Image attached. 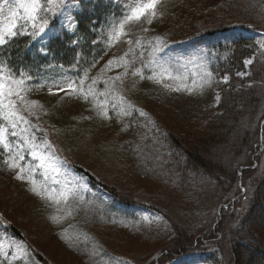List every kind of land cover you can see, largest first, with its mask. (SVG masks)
Wrapping results in <instances>:
<instances>
[{"label": "rangeland", "instance_id": "374dc122", "mask_svg": "<svg viewBox=\"0 0 264 264\" xmlns=\"http://www.w3.org/2000/svg\"><path fill=\"white\" fill-rule=\"evenodd\" d=\"M107 1L120 11L92 28L90 53L77 48L65 66L14 68L0 51V264H233L264 145L253 153L230 139L234 130L223 134L204 152L215 160L204 168L210 177L191 189L178 181L199 170L179 148L207 144L206 111H219L220 84L230 80L227 71L217 77L218 65L242 37L249 55L235 76L250 86L261 79L264 93V0H159L155 16L122 30L133 0ZM21 2L0 0V30L18 13L17 35L0 47L27 36L45 55L55 22L73 33L78 0L55 13L40 0L37 28L25 23ZM192 6L196 23L172 31L177 9ZM263 108L264 98L250 112ZM245 112L235 134L249 125Z\"/></svg>", "mask_w": 264, "mask_h": 264}, {"label": "trees", "instance_id": "16d2710c", "mask_svg": "<svg viewBox=\"0 0 264 264\" xmlns=\"http://www.w3.org/2000/svg\"><path fill=\"white\" fill-rule=\"evenodd\" d=\"M175 1L179 2L181 0ZM78 2L81 5V10L74 14L75 27L73 33L68 32L63 26H61L62 28L58 27V23L55 22V31L44 42L45 55L39 52L38 47L29 37L22 36L10 39L6 45L0 47V51L4 52L2 58H5L14 68L24 67L32 70V68L38 67V64L44 66L50 64L65 66L69 61L71 62L77 48L84 51V54H89V46L95 37L92 28L106 21L110 12L114 13L115 9L120 10L111 1L107 0H89V2H86V0H78ZM176 12L182 18L173 23L172 31L174 32L180 26L196 23L198 19L196 13H193L195 12L194 6L190 10L180 8ZM191 28L195 30V28ZM193 33L194 31L186 36H191ZM204 33H208L207 30ZM240 41L236 43L232 54L228 55L218 65L220 72L217 77L219 78L221 73L227 71L230 80L225 84H220L221 93L225 98L221 106L217 107L219 111L217 112L214 109L206 111L208 112V124L210 127L209 131L204 134L208 133L209 137L202 141L207 144L203 146L201 142L192 140L189 143L181 145L182 147L179 148L187 157L191 158L192 166L199 170L197 172L193 169L195 172L193 175H191V172L188 173L189 179L186 182L183 179H179L178 184L182 183L185 185L186 187L184 189L194 188L195 178L210 177L205 174L206 171L204 168L208 164H215V160H207L204 152L208 148L211 150L215 149V145L212 142L223 139V134L227 135L230 131L234 130V134L230 136V139L234 141L232 137H235L240 142L247 143L246 151L252 148L253 153L258 150V147H263L264 145V108L255 114H251L252 112H250V108H253L264 98V93L260 89L261 79L258 80L259 83L256 85L250 86L246 80L242 82L238 81L234 72L235 70L242 69L243 59L249 55V52L247 53L244 48L247 41L243 37ZM244 111H246L245 120L249 121V125L246 123V129L241 127V130L239 129L241 133L235 134L237 120L239 117L241 118V113ZM153 125L156 126L157 122L154 121ZM168 139L169 136H167ZM210 160L213 163L209 162ZM199 166H202L201 170ZM260 180L258 187H256L255 192L250 197V205L244 214L245 216L240 220V224H243L246 229L244 231L247 232L246 239H244L245 242L243 243L246 244L243 245L240 240H236L231 247L233 264H264V170L260 176ZM256 208H262L263 210L255 211ZM237 216L240 219V213H237ZM250 216L253 217L248 221ZM247 248H250L252 251L249 254V258L245 252Z\"/></svg>", "mask_w": 264, "mask_h": 264}, {"label": "snow or ice", "instance_id": "6c2138e0", "mask_svg": "<svg viewBox=\"0 0 264 264\" xmlns=\"http://www.w3.org/2000/svg\"><path fill=\"white\" fill-rule=\"evenodd\" d=\"M159 0H133V3L128 6V11L125 12L124 18L121 20L119 29L122 30L124 23L126 21H131L133 19L140 20L142 16L146 14V12L151 11L152 15L155 16V8L157 7ZM65 3V0H47V4L49 7L47 8V11L50 13H55L60 10V7L63 6ZM19 8L23 9L24 15L23 19L25 20V23L31 22L33 28H37L36 20L38 19V13L41 10V3L40 0H22L21 3L18 5ZM130 11V14H129ZM10 18L8 20V23L2 26V30H0V44L5 42V35L7 36H15L17 35V32L13 29L17 26L18 23V13L16 11H11L9 14ZM151 22V21H149ZM43 23L46 25L47 20H44ZM113 30L116 32L117 35L120 34V31L116 30L115 24L113 25ZM44 28L39 27L38 32H43ZM38 32L33 33L38 34ZM260 47L264 48V40L259 41ZM112 61H109V64H111ZM252 63V61L246 60L245 65H248ZM164 71H167L166 69ZM238 75H244V73H238ZM2 79V78H0ZM227 79V77H225ZM4 84L0 82V97L4 96ZM69 88L72 87V84L68 85ZM8 95L11 96L12 92L11 89L8 91ZM0 103H2V100H0ZM11 106V102L10 105ZM11 115L15 116L16 113L12 112ZM22 119V117H21ZM3 138L0 136V142H2ZM35 155V153H33ZM43 167V164L41 165ZM17 178H22L21 175L18 174ZM35 190V189H34ZM2 247V245H0Z\"/></svg>", "mask_w": 264, "mask_h": 264}]
</instances>
